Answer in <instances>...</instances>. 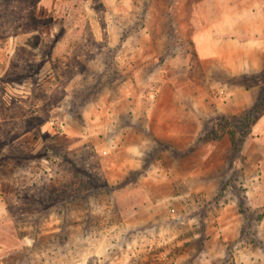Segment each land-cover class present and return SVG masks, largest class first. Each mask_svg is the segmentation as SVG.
<instances>
[{
	"label": "rangeland",
	"instance_id": "obj_1",
	"mask_svg": "<svg viewBox=\"0 0 264 264\" xmlns=\"http://www.w3.org/2000/svg\"><path fill=\"white\" fill-rule=\"evenodd\" d=\"M229 11L0 0V264H264V76L207 80L193 37Z\"/></svg>",
	"mask_w": 264,
	"mask_h": 264
},
{
	"label": "crops",
	"instance_id": "obj_2",
	"mask_svg": "<svg viewBox=\"0 0 264 264\" xmlns=\"http://www.w3.org/2000/svg\"><path fill=\"white\" fill-rule=\"evenodd\" d=\"M115 2L116 0H112ZM210 1V0H207ZM225 5H229L234 22L230 28L218 27L210 19L194 34L195 49L200 61L203 73L207 80H213L216 77L230 80L245 74L258 73L264 68V0H224ZM56 19L48 21L47 29L43 30L42 36H54V25ZM111 20L97 16L95 24L97 26L94 33L98 40H108V46H111L110 35ZM53 29V30H52ZM209 33L207 44L199 38ZM230 36H245L240 40L230 38L229 46L219 47L215 43L217 35L228 34ZM205 38V37H204ZM134 49V47H133ZM222 61L219 69H213V64ZM130 83V82H129ZM238 88L233 87L234 95L243 96V100L234 97L236 102L249 101L256 99L255 89L245 88L237 84Z\"/></svg>",
	"mask_w": 264,
	"mask_h": 264
},
{
	"label": "trees",
	"instance_id": "obj_3",
	"mask_svg": "<svg viewBox=\"0 0 264 264\" xmlns=\"http://www.w3.org/2000/svg\"><path fill=\"white\" fill-rule=\"evenodd\" d=\"M104 48H106V51L108 52H112L114 53L116 49H118V47H114V46H104ZM262 74L264 76V68L262 70ZM264 110V86L261 88V91L259 92L257 99L252 107V111L257 112L258 114L262 113V111Z\"/></svg>",
	"mask_w": 264,
	"mask_h": 264
}]
</instances>
